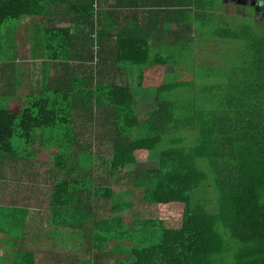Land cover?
I'll list each match as a JSON object with an SVG mask.
<instances>
[{
	"label": "trees",
	"instance_id": "16d2710c",
	"mask_svg": "<svg viewBox=\"0 0 264 264\" xmlns=\"http://www.w3.org/2000/svg\"><path fill=\"white\" fill-rule=\"evenodd\" d=\"M56 1L0 0V63L22 19ZM77 1L80 33L38 25L34 35L27 25L45 67L66 71L44 72L38 90L15 103L0 95V161L20 150L38 171L64 172L50 189L56 225L81 226L95 200H110L117 217L96 224L125 252L115 264H264V14L254 18L263 0H141L158 11L152 27L129 16L140 0H101L105 13L100 0ZM236 1L251 17L220 19L219 7ZM195 32L239 42L238 56L201 72ZM97 159L107 164L100 171ZM125 177L133 199L114 194ZM137 199L157 204V215L124 213ZM6 206L10 230L23 229L27 206Z\"/></svg>",
	"mask_w": 264,
	"mask_h": 264
},
{
	"label": "crops",
	"instance_id": "0c3cea01",
	"mask_svg": "<svg viewBox=\"0 0 264 264\" xmlns=\"http://www.w3.org/2000/svg\"><path fill=\"white\" fill-rule=\"evenodd\" d=\"M101 1V0H100ZM111 1V0H109ZM113 1V0H112ZM102 2V1H101ZM142 5L139 7H133L129 16L132 18L134 23L137 25L147 27L150 25L152 27L158 11L150 7L147 2L139 1ZM79 5V6H78ZM78 6V9L83 8L84 5L82 1L77 0H60L56 2H48L46 4V11H41L38 14H34L30 17V23L34 32H37L38 25H46L50 29H55L60 26H70V31L73 33L79 32L85 26L82 22L76 20L72 21V10ZM111 7L102 2V12L105 13ZM114 8V7H112ZM107 9V10H106ZM159 13V15H161ZM164 14V13H163ZM114 15V14H113ZM115 15L113 16L114 20ZM33 22L32 20H36ZM24 23V20H22ZM29 23V24H30ZM28 24V25H29ZM21 25V24H20ZM19 25V26H20ZM167 26V22L164 23ZM18 26V28H19ZM110 27V25H109ZM77 36H75L76 38ZM6 53L2 63H0V95H7L10 99V103H15L18 99H22L23 96H29L35 93L39 84L43 80L44 72H49L53 78L57 75L64 73L66 71V65H51L47 69L45 67L43 58L38 55L39 50V40L35 39V36L30 44L22 48L21 43H19V37L17 35L15 39V44L13 47V41L11 35L7 36ZM105 47L102 49V56L105 57L109 50L114 46L115 41L113 37L106 38L104 40ZM110 46V47H109ZM27 51L26 54H24ZM18 63V64H17ZM3 65L5 71H3ZM169 65V64H168ZM166 65V71L167 66ZM10 69V70H9ZM29 76V77H27ZM17 78H21V86L17 87L14 82ZM24 79L29 81L26 83ZM19 91V94H17ZM3 98V97H2ZM1 98V99H2ZM45 152L44 149H40L37 154H42ZM49 155L50 151H46ZM21 151L18 150L15 155V160L10 161L12 163H18L23 169V166L34 167V174L43 177H47L50 181L49 193L53 184V179L59 174L57 170L53 173L45 172L44 170H37L35 167L36 162L30 160H25ZM38 157V156H37ZM8 159L0 161L6 162ZM11 178V176H10ZM8 181L7 173L0 169V207L6 205H15L19 207L28 208V212L25 218V223L23 229L16 227L10 230V225L8 223L9 217L7 214L1 213L0 215V264H115L116 259L125 255L123 249L120 246H115L112 242L107 241L101 237L107 229H103L100 225L96 224L99 219H113L117 217L112 211V203L110 200H98L109 202L108 206L106 204L99 205L98 201L95 200L96 211L91 217L82 219L83 222L81 226L73 225H56L52 222V212L49 204L50 197H48V204L45 199H42V191L34 183V199L33 203H15L7 204L8 192L5 188V183ZM8 186V184H6ZM45 192V191H44ZM40 194V196H39ZM119 193H117V197ZM14 199L13 202H15ZM42 204L44 206H42ZM37 208L38 216L32 214V208ZM135 206V205H134ZM134 206L125 210L124 213H135L131 211ZM7 207V206H6ZM6 211V210H5ZM110 211V212H108ZM49 220L46 221V220ZM12 224H15L12 222ZM10 231H14L11 238ZM113 237V235H112Z\"/></svg>",
	"mask_w": 264,
	"mask_h": 264
},
{
	"label": "rangeland",
	"instance_id": "374dc122",
	"mask_svg": "<svg viewBox=\"0 0 264 264\" xmlns=\"http://www.w3.org/2000/svg\"><path fill=\"white\" fill-rule=\"evenodd\" d=\"M242 1V0H239ZM240 2L236 1V2H232L231 4H229V7L231 10L227 9L228 5H223L219 7V13L218 15L220 16L219 18L224 20L225 22H229V21H241L243 19L242 22L247 21L248 17L251 16H247L244 15L245 14V10L244 7H240L234 4H239ZM264 6V0H263V5ZM261 6V7H262ZM253 8V7H251ZM261 10L264 11L263 8H261ZM228 11V12H227ZM264 13L260 12L257 15L254 14V18H256V20H259L260 17L263 15ZM22 20H24V23H22L19 26L17 35L20 38L19 39V43H21L22 48L27 46V41H26V36L28 35L27 32V25L30 23V17H25ZM38 19L36 20H32L33 22H36ZM31 24V23H30ZM196 34V32H195ZM194 34V35H195ZM196 39H193V43L192 45L196 48V55H198V57H201L203 59L199 61V59H197V62H199L200 64L203 63V65H199L201 72L204 71V67L207 66V64L209 65L210 63H215V64H220L221 61L224 60L225 65L232 61L235 60L237 55V52L240 48V43H236L230 40H226V41H222V44H220L217 40L215 39H210V38H204V37H200L199 40L198 39V33L195 35ZM219 40V39H218ZM22 41L24 42V46L22 44ZM220 41V40H219ZM195 43V45H194ZM27 51L24 53L26 54ZM225 55V57H221ZM221 57V58H220ZM172 70V66L168 65L167 66V71H171ZM29 77V76H27ZM151 98H153V96L151 95ZM156 102V99H154V103ZM148 111L147 110H143L141 112V116L145 117L148 115ZM95 147V146H94ZM102 148H104V146H101ZM22 150H24L22 148ZM49 151H51L50 149H48ZM22 152V151H21ZM51 153V152H50ZM96 165L98 164L99 167L97 168V166L95 167L96 170L100 171L102 168L106 167L107 164L106 163H99L98 159L96 160ZM127 168H130L129 166ZM126 168V169H127ZM0 169H2V171L7 173L8 176V181L7 183H5V188L8 192V197H7V204H15V203H26L27 201L30 202L31 204L33 203V199H34V181L37 185V187L39 189H41L43 195H42V199L46 200V203L48 204V197H50V193H49V188H50V181L47 177H45V175L43 177L39 176V175H35L34 174V167H27V166H20L19 162L18 163H12L9 160H7L6 162H2L0 163ZM125 168L122 169V171H126ZM11 176V178H10ZM58 177H63L64 176V172L60 171L59 174L57 175ZM34 180V181H33ZM117 181H119L118 183H114V194L117 195V193H120L121 196H123L126 199H133L134 197H132L131 193L129 192H125L124 188H127L130 190L131 189V183H128V178H124V179H118ZM6 184H8V186H6ZM45 191V192H44ZM40 196V194H39ZM14 199H16L15 202ZM136 200V199H135ZM138 200V199H137ZM99 205L101 204H106V206H108V204H110L109 202L106 201H101L99 202ZM42 206H44L42 204ZM37 208L34 206L32 208V214L34 216H38V212H37ZM134 212H137V215H145V216H156L158 213V207L157 204L154 203H148V202H144V201H136L134 208L131 210ZM110 212V211H108ZM46 221L49 222V220L47 219Z\"/></svg>",
	"mask_w": 264,
	"mask_h": 264
}]
</instances>
